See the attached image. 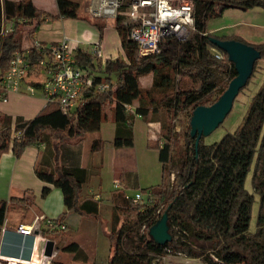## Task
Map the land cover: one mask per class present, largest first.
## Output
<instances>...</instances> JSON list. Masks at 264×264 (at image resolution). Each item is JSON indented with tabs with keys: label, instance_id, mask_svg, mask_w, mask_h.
Instances as JSON below:
<instances>
[{
	"label": "trees",
	"instance_id": "16d2710c",
	"mask_svg": "<svg viewBox=\"0 0 264 264\" xmlns=\"http://www.w3.org/2000/svg\"><path fill=\"white\" fill-rule=\"evenodd\" d=\"M55 1L57 13L50 14L38 9L31 0H0V29L3 20L12 25L11 31L0 35V78L7 71L14 52L25 51L23 42L45 20L77 17V3ZM190 1L193 30L188 37L167 38L158 53L138 58L136 44L128 39L126 28L120 23L121 17H117L113 25L120 37L123 57L107 59L102 66L101 61L88 52L78 50L75 53L78 64L97 66L100 76L95 82H108V90L83 92L81 102L70 115L62 113L58 102L52 101L31 119L17 118L14 123H4L0 128V155L11 150L19 156L26 147L43 145L34 173L45 183L40 191L42 197L49 194L51 187L60 190L65 211L56 219L62 221L67 211L81 217L98 216L100 212L99 198L95 199L91 192L85 195V188L99 171V167L91 164L88 167L80 165L85 133L99 130L104 119L112 118L116 125L113 146L129 147L134 142L135 117L152 122L156 114H163L168 120L187 110L188 130L178 160L173 158L170 137L161 135L157 139L160 140L156 149L161 181L140 191L149 192L150 202L132 203V196L119 189L117 179V188L109 199L108 236L112 252L107 264H160L166 254L200 258L203 264H264V78L235 131L212 144H204L201 139L196 149L194 139L189 135V119L194 107L211 105L236 75L226 53L215 47L209 37L244 42L236 36L208 31V20L219 17L227 9L264 10V0ZM94 25L101 38L103 22L94 21ZM254 46L262 57L264 43ZM213 48L222 53L221 59L214 57ZM27 51L30 67L23 81L38 87L45 80L39 66L44 50L32 44ZM147 74H151V83L148 88H143L140 77ZM178 77L188 80L189 85L177 86ZM125 105H132L134 113L127 112ZM157 120L162 131L166 128V120ZM72 139H77L76 143L66 142ZM102 144L101 138L92 140L90 156L97 153ZM251 168L253 193L244 187ZM254 195L258 196V211L255 229L250 231ZM25 196L0 200V236L9 205H33L32 196L29 194L30 200ZM170 204L172 240L158 245L148 237V228ZM49 238L53 239L52 236ZM124 242L129 243L131 249L125 250ZM198 242L208 246L198 245ZM59 250L72 254L76 264L87 261V255L75 241L61 243ZM47 264L69 263L53 257Z\"/></svg>",
	"mask_w": 264,
	"mask_h": 264
},
{
	"label": "rangeland",
	"instance_id": "374dc122",
	"mask_svg": "<svg viewBox=\"0 0 264 264\" xmlns=\"http://www.w3.org/2000/svg\"><path fill=\"white\" fill-rule=\"evenodd\" d=\"M82 12L83 10L80 8L79 13L81 14ZM256 25L259 27L258 29L260 31H264V11L260 8H253L247 11H242L238 9H227L219 17L209 19L206 27L208 28V31L212 33L221 34L225 31H233L237 33L247 34V32L249 31L251 33L250 27ZM115 33L119 37L118 32L115 31ZM244 37L245 40L254 44L264 41V34H261V37H254L253 35H247ZM263 78L264 54L261 58L257 60L256 69L253 72V75L250 77L248 84L235 97L232 104V108L226 115L224 120L209 135L202 137V142L204 144H212L218 142L225 134L232 133L237 129L247 112L251 97L261 85ZM150 83L151 74H147L140 77V84L143 88H148L150 86ZM176 83L179 87L189 85L188 80L181 79L179 77ZM108 108L109 107H107L106 111H108V114H110ZM154 117L161 118L163 121L166 120V117L163 114H156ZM3 122L1 121L0 123L3 124ZM165 122L166 128L162 131L158 130V132L160 133L158 135H160V137L161 135H166L170 137L172 143L171 145L173 158L175 160H178L184 146V135L188 130V112L186 110L180 113L179 115L169 118ZM112 134L113 121L107 118L102 121L99 130L87 132L83 135V138H86L83 141V146H85V148L90 145L89 140L93 136H98L103 141L102 154L99 155L98 153L97 155H92L91 157L93 158L94 156V160L98 158V156L101 157L99 181L91 180V182H89L87 186V188H89V192L95 194L96 198H100V212L98 216L81 217V223L79 226L76 225V223H74L72 219H70V224L68 225L66 230H61L57 232L48 230L45 231V233L43 231V235L53 237V239L48 237L47 240L54 241L53 252H55L57 255H60L58 253L59 245L61 243L64 244L67 241L73 240L86 246H89L92 243L95 247V261L97 264H106V262L108 261V258L112 252L111 241L108 236L111 218L109 199L111 194L116 190L117 184L115 183V180L118 179V177L115 176L114 172L115 163L124 162L125 167L128 168V170H131V172L136 177L137 187L127 188L125 191V193L129 196L137 195L140 193L141 189H149L151 186H155L161 181V164L158 160V154L156 149V145L159 144L160 140L154 138L156 135L154 131H151L150 133V127L147 125L146 121H143L139 117L134 118L133 146L120 147L119 150L113 148L111 144ZM76 141L77 139H72L66 142L76 143ZM96 163H99V161H97ZM244 187L247 191L253 193L252 168L246 176ZM25 197L30 200V196L28 193ZM30 207L33 208L34 205H28L27 207L9 206L6 213V221L9 223L16 222V220L19 219V216L21 214L29 216L31 214ZM257 211L258 196L254 195V201L251 205L249 221L250 231H253L255 229ZM140 229H143V227H141ZM52 232L54 233L53 235ZM198 245L208 246L207 243L203 242H198ZM123 246L125 250L131 249L129 243L124 242ZM42 248H44V245ZM62 261L67 262V259L63 258ZM203 263L204 262L200 258H189L183 255L173 254L164 255L160 261V264ZM0 264L5 263L0 262Z\"/></svg>",
	"mask_w": 264,
	"mask_h": 264
},
{
	"label": "crops",
	"instance_id": "0c3cea01",
	"mask_svg": "<svg viewBox=\"0 0 264 264\" xmlns=\"http://www.w3.org/2000/svg\"><path fill=\"white\" fill-rule=\"evenodd\" d=\"M31 1L38 9H41L50 14L57 13L55 0ZM71 1L78 4L77 17L67 18L60 16L53 20H45L44 23L40 24L34 31V33L23 42V49L26 50L27 48H29L34 41H38L44 45H51L59 42L63 38H66L75 53L78 50L89 52L94 45L99 44L103 59L107 60L118 56L123 57L124 53L121 47L120 37H118L115 33V31L117 30L113 25L114 19L95 17L91 13H89L90 0ZM80 8L83 10L81 14L79 13ZM94 21L99 23L103 22L104 24L101 38L97 27L94 25ZM250 28L251 33L253 34H251L250 31L247 32V34L237 33L233 31H225L221 34L236 36L251 45L264 43V41H262L254 44L245 40L244 36L247 35L261 37V34H264V31H260L257 25L251 26ZM6 98V101L1 100L0 98V122H3L4 120L3 124L0 123V128L4 126V123H14L15 119L17 118L31 119L46 105L44 99L22 92H8L6 94ZM110 120H112V118H110ZM147 125L150 127V133L151 131H154L156 133L154 138L159 139L160 135L158 134L160 133L158 132V130L160 131V124L157 118L152 122H147ZM115 128L116 125L113 121V134L111 138V144L114 138ZM96 138L100 137L93 136L89 140L90 145L87 148L83 146V141L86 138L84 137L82 139L80 165L82 167H88V165L90 166L91 164V166L99 167L98 175L91 178V180L99 181L101 157L98 156V158L94 160V156L93 158H91L92 156H90L91 142ZM113 148L119 150L120 147L113 146ZM42 149L43 145L36 144L26 147L19 156H15L13 152H11V150L0 155V200L8 201L10 197H22L28 193L32 196L34 205L33 208L30 207L31 214L29 216L21 214L16 222L9 223L5 218L3 229L1 230L2 233L0 236V262L2 263H5V261L2 260L4 258H18L21 256L22 260L29 259L34 247L36 248L35 252L41 253L42 247L44 245L42 240H40L38 237L35 238L33 236L23 238L15 231V227L18 223H32L33 218L36 215H42L45 218L56 219L65 211L60 190L51 187L49 194H47L46 196L42 197L40 194L41 188L45 185V183L36 177L34 173V166L38 161ZM102 152L103 146L94 155H97L98 153L100 155L102 154ZM97 161H99V163H96ZM114 172L115 176L118 177L120 182L118 187L123 192H125L127 188H134V185L137 184L135 175L131 172V170H128V168L125 167L124 162L115 163ZM85 195H89V188L87 187L85 188ZM80 218L81 216H79L78 214L67 211L65 212V217L62 221L65 223V226L67 228L70 224V219H72V221L79 226L81 223ZM41 228L43 229V224ZM46 237L48 238L49 236ZM77 243L79 244V247L82 249V251L87 255V261L84 264H97L95 261V247L93 246V244L90 242L91 244L89 246H86L80 244L79 242ZM58 254H60L61 256L53 252L52 256L45 257L44 261H46L47 263L51 258L55 257L59 260H62L63 258L67 259V262L65 263L76 264V262L72 258V254L61 252L60 250Z\"/></svg>",
	"mask_w": 264,
	"mask_h": 264
},
{
	"label": "built area",
	"instance_id": "2783aa9c",
	"mask_svg": "<svg viewBox=\"0 0 264 264\" xmlns=\"http://www.w3.org/2000/svg\"><path fill=\"white\" fill-rule=\"evenodd\" d=\"M89 13L95 17L116 19L126 28L127 37L137 46V57L158 53L162 42L167 38L185 39L193 30V6L190 0H90ZM11 22L3 20L0 35L11 31ZM34 45L44 50L39 59L41 72L45 75L43 83L35 87L23 81L30 63L28 51H15L5 74L0 78V98L6 101L8 92H22L44 99L45 103L57 101L62 113L70 115L81 102L83 92L92 90L103 92L110 88L106 81L95 82L100 76L96 65L93 67L78 64L75 52L66 38L51 45L38 41ZM93 58L99 59L103 66L105 59L101 54L100 45L96 44L88 52ZM216 59L223 57L222 53L213 48ZM127 112L134 113L132 105H125ZM118 184V181L115 180ZM97 199V198H95ZM149 192L133 195L132 203L150 202ZM58 231L64 229L65 223L58 219L45 218L36 215L32 223H18L15 231L23 238L38 237L45 245L47 237L43 229ZM34 247L29 259L4 258L7 264H47L44 261L43 248L41 253L35 252ZM214 261L217 259L212 256Z\"/></svg>",
	"mask_w": 264,
	"mask_h": 264
},
{
	"label": "water",
	"instance_id": "95a60500",
	"mask_svg": "<svg viewBox=\"0 0 264 264\" xmlns=\"http://www.w3.org/2000/svg\"><path fill=\"white\" fill-rule=\"evenodd\" d=\"M209 41L226 53L228 60L233 64L236 75L229 81L227 88L211 105H198L192 110L189 119V135L190 138L194 139L195 149L202 137L209 135L224 120L232 108L235 97L251 77L255 62L261 57L260 50L254 45L239 40H221L210 36ZM170 206L171 204L148 228V237L158 245H164L172 240L168 215ZM53 247L54 241L47 240L43 248V255L51 257Z\"/></svg>",
	"mask_w": 264,
	"mask_h": 264
},
{
	"label": "flooded vegetation",
	"instance_id": "af4514ba",
	"mask_svg": "<svg viewBox=\"0 0 264 264\" xmlns=\"http://www.w3.org/2000/svg\"><path fill=\"white\" fill-rule=\"evenodd\" d=\"M261 58V57H260Z\"/></svg>",
	"mask_w": 264,
	"mask_h": 264
}]
</instances>
